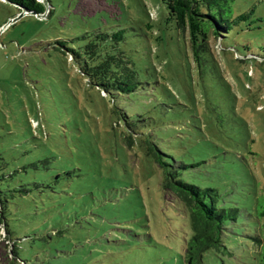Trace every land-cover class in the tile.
Listing matches in <instances>:
<instances>
[{
  "label": "rangeland",
  "instance_id": "obj_1",
  "mask_svg": "<svg viewBox=\"0 0 264 264\" xmlns=\"http://www.w3.org/2000/svg\"><path fill=\"white\" fill-rule=\"evenodd\" d=\"M47 1L42 17L12 22L16 10L0 0V172L15 171L8 216L27 264H184L188 218L163 196L160 170L138 139L126 142L128 124L193 164L184 179L246 207L225 237L232 257L221 256L261 264L264 0H235L247 29L228 48L210 41L227 84L199 77L187 35L165 21L160 0ZM128 27L126 36L139 34L132 47L151 94L112 98L87 82L68 51L92 31ZM12 248L0 224V264H22Z\"/></svg>",
  "mask_w": 264,
  "mask_h": 264
},
{
  "label": "trees",
  "instance_id": "obj_2",
  "mask_svg": "<svg viewBox=\"0 0 264 264\" xmlns=\"http://www.w3.org/2000/svg\"><path fill=\"white\" fill-rule=\"evenodd\" d=\"M3 1L17 12L10 16L11 19L19 12L30 15L29 13L42 14L45 11L41 0ZM160 1L166 11L165 21L171 22L184 38L187 35L189 43L187 58L195 63L199 77L203 78L206 75L208 81L227 84L211 51L210 41L212 38L219 39V44L223 48L231 47L235 35L247 29L248 25L242 22L248 18V14L235 10V0ZM145 25L149 29L152 28L150 23ZM131 29L132 27L112 32L101 29L92 31L87 36V42L78 50H71L72 53L68 51V55L78 64V70L87 78V82L105 96L129 97L131 94H139L140 91L151 94L147 87L149 83L140 78V62L132 47L137 43L138 39L135 37L139 34L128 33V36L124 34L125 30ZM121 117L127 122L130 121L131 115L123 112ZM239 118L240 124L246 125L243 117ZM127 126L129 133L125 138L126 142L131 145L135 137L138 139L145 157L152 160L160 170L159 186L163 196L175 200L188 218L190 236L184 244L183 263L233 264L231 261L226 263L221 256L232 257L225 244V237L232 233L231 226L237 224L239 214L244 217L249 215L246 207L226 202L221 198L220 191L212 185H200L184 179L183 169H188L193 164L181 163L165 153L153 141L149 131L140 133L134 131L140 130L139 128H132L129 124ZM0 160H3L1 156ZM236 160L242 161L244 158L238 156ZM3 162L0 163V170L4 164L6 165L5 161ZM14 173L15 171L0 172V224L12 242L15 260L27 264L28 261L22 252L23 247L20 246L23 238L14 236L11 219L8 216L11 203L8 192L15 189V184L11 181ZM260 216L264 217V210L260 212ZM256 241L261 246V264H264V238H256Z\"/></svg>",
  "mask_w": 264,
  "mask_h": 264
},
{
  "label": "water",
  "instance_id": "obj_3",
  "mask_svg": "<svg viewBox=\"0 0 264 264\" xmlns=\"http://www.w3.org/2000/svg\"><path fill=\"white\" fill-rule=\"evenodd\" d=\"M42 3L44 4V6H45V11H46V9H47V3H46V0H42ZM45 11H44L42 14H36V13H29V14H30V15H34V16L40 18V17H42V16L45 14ZM24 15H25L24 12H19V14H18L17 16H15L14 18L10 19V21L13 22V21L17 20L18 18H20V17H22V16H24Z\"/></svg>",
  "mask_w": 264,
  "mask_h": 264
}]
</instances>
